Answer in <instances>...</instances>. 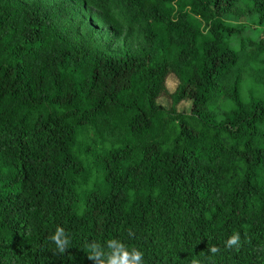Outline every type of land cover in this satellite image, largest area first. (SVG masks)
<instances>
[{
	"label": "trees",
	"instance_id": "16d2710c",
	"mask_svg": "<svg viewBox=\"0 0 264 264\" xmlns=\"http://www.w3.org/2000/svg\"><path fill=\"white\" fill-rule=\"evenodd\" d=\"M239 17L264 27V0H0V264H94L112 240L264 264V30Z\"/></svg>",
	"mask_w": 264,
	"mask_h": 264
},
{
	"label": "clouds",
	"instance_id": "9594fccd",
	"mask_svg": "<svg viewBox=\"0 0 264 264\" xmlns=\"http://www.w3.org/2000/svg\"><path fill=\"white\" fill-rule=\"evenodd\" d=\"M49 240L56 245L59 253H64L69 244V237L61 227H57L56 231L49 236ZM240 242L239 233H233L226 242V247H238ZM90 255L88 259L94 264H142L143 253L135 248H128L119 241L112 240L108 242V252H105L98 243L88 245ZM216 246L209 248V252L215 255L218 252ZM192 264H199L198 260H193Z\"/></svg>",
	"mask_w": 264,
	"mask_h": 264
},
{
	"label": "rangeland",
	"instance_id": "374dc122",
	"mask_svg": "<svg viewBox=\"0 0 264 264\" xmlns=\"http://www.w3.org/2000/svg\"><path fill=\"white\" fill-rule=\"evenodd\" d=\"M85 9L87 10V13L89 14V16L86 17V19L90 20L92 22V24L97 28V33L95 34V39H96L97 43L100 44L101 42H103L101 31L104 29V25L100 24V22L98 21L100 15L95 8L87 6ZM227 21L231 22L232 24L235 23L237 25H240L241 31H239V32L242 34L243 33L244 34H247V33L256 34L258 32L263 33L262 30H264V27L259 26V25H254V23L251 22V18L239 17L237 19H228ZM166 85H167V88L169 90H173L175 85H176V79L173 76L168 77L166 79ZM158 101L161 102L163 105L169 104V99L166 97H160V98H158ZM189 105H190V100H182L176 107L178 110H185L186 111L189 109ZM84 139L88 140L86 137ZM95 147H98V145H95ZM87 158H90V156L88 155ZM94 175H97V173H95ZM89 178L90 179H89L87 184L79 185V188H78L79 191L85 190V188H87L89 186L91 178H93L92 174Z\"/></svg>",
	"mask_w": 264,
	"mask_h": 264
}]
</instances>
